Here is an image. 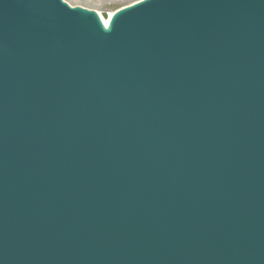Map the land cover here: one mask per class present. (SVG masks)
<instances>
[{"label": "water", "instance_id": "95a60500", "mask_svg": "<svg viewBox=\"0 0 264 264\" xmlns=\"http://www.w3.org/2000/svg\"><path fill=\"white\" fill-rule=\"evenodd\" d=\"M66 7L0 0V264H264V0Z\"/></svg>", "mask_w": 264, "mask_h": 264}, {"label": "rangeland", "instance_id": "374dc122", "mask_svg": "<svg viewBox=\"0 0 264 264\" xmlns=\"http://www.w3.org/2000/svg\"><path fill=\"white\" fill-rule=\"evenodd\" d=\"M136 0H76V5L106 13L128 5Z\"/></svg>", "mask_w": 264, "mask_h": 264}, {"label": "snow or ice", "instance_id": "6c2138e0", "mask_svg": "<svg viewBox=\"0 0 264 264\" xmlns=\"http://www.w3.org/2000/svg\"><path fill=\"white\" fill-rule=\"evenodd\" d=\"M59 3L62 5L67 6L65 8V11L68 12V15H76V0H58ZM71 9V11H69ZM104 26L107 28L108 27V22L104 21Z\"/></svg>", "mask_w": 264, "mask_h": 264}, {"label": "bare ground", "instance_id": "6f19581e", "mask_svg": "<svg viewBox=\"0 0 264 264\" xmlns=\"http://www.w3.org/2000/svg\"><path fill=\"white\" fill-rule=\"evenodd\" d=\"M137 1H139V0H136V1H134V2H137ZM134 2H132V3H134ZM132 3H130V4H132ZM129 5V4H128ZM100 16H102V12L100 11V10H95ZM114 12V10H110V11H107L106 13L108 14V16L110 17L111 15H112V13ZM104 21H107V20H104Z\"/></svg>", "mask_w": 264, "mask_h": 264}]
</instances>
